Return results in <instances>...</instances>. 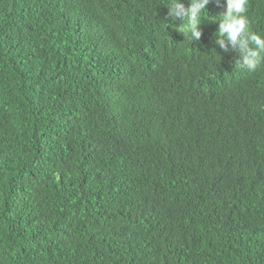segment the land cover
I'll use <instances>...</instances> for the list:
<instances>
[{
	"label": "trees",
	"instance_id": "1",
	"mask_svg": "<svg viewBox=\"0 0 264 264\" xmlns=\"http://www.w3.org/2000/svg\"><path fill=\"white\" fill-rule=\"evenodd\" d=\"M167 2L0 0V264H264V68Z\"/></svg>",
	"mask_w": 264,
	"mask_h": 264
},
{
	"label": "clouds",
	"instance_id": "2",
	"mask_svg": "<svg viewBox=\"0 0 264 264\" xmlns=\"http://www.w3.org/2000/svg\"><path fill=\"white\" fill-rule=\"evenodd\" d=\"M212 0H168L166 7L170 20H179L177 30L185 39L198 42L202 37L200 25L204 19L218 20L215 44L225 53L235 52L238 63L250 72L264 68V36L252 30L248 16L249 0H225V10L218 17H208L207 6Z\"/></svg>",
	"mask_w": 264,
	"mask_h": 264
}]
</instances>
